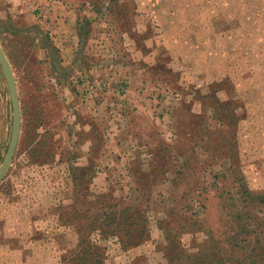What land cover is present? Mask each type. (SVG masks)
<instances>
[{
	"label": "rangeland",
	"instance_id": "rangeland-1",
	"mask_svg": "<svg viewBox=\"0 0 264 264\" xmlns=\"http://www.w3.org/2000/svg\"><path fill=\"white\" fill-rule=\"evenodd\" d=\"M0 44V264H264V0H0ZM13 124L0 62V166Z\"/></svg>",
	"mask_w": 264,
	"mask_h": 264
},
{
	"label": "water",
	"instance_id": "water-1",
	"mask_svg": "<svg viewBox=\"0 0 264 264\" xmlns=\"http://www.w3.org/2000/svg\"><path fill=\"white\" fill-rule=\"evenodd\" d=\"M0 62L10 89L11 100L14 110V124H13L11 141L6 156L4 158V161L0 166V179H1L9 169L19 144V139L22 130V108H21L15 73L12 64L1 44H0Z\"/></svg>",
	"mask_w": 264,
	"mask_h": 264
},
{
	"label": "trees",
	"instance_id": "trees-1",
	"mask_svg": "<svg viewBox=\"0 0 264 264\" xmlns=\"http://www.w3.org/2000/svg\"><path fill=\"white\" fill-rule=\"evenodd\" d=\"M240 214H241V210L240 209H237V211L235 212V216H236V218H239V216H240ZM238 231L236 232V235L238 236L239 235V233L241 232V226L238 224ZM254 249H251V251H249L248 253H247V255H246V258H251V257H255V255L253 254V251ZM251 260V259H250ZM177 264V263H176ZM249 264V263H248Z\"/></svg>",
	"mask_w": 264,
	"mask_h": 264
}]
</instances>
